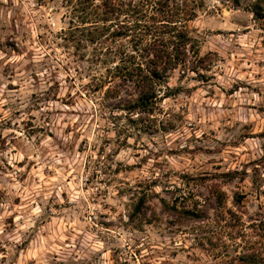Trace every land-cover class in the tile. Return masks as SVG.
Wrapping results in <instances>:
<instances>
[{
    "label": "rangeland",
    "instance_id": "obj_1",
    "mask_svg": "<svg viewBox=\"0 0 264 264\" xmlns=\"http://www.w3.org/2000/svg\"><path fill=\"white\" fill-rule=\"evenodd\" d=\"M198 1L207 61L137 127L62 67L61 1L0 0V264H228L264 241V21Z\"/></svg>",
    "mask_w": 264,
    "mask_h": 264
},
{
    "label": "trees",
    "instance_id": "obj_2",
    "mask_svg": "<svg viewBox=\"0 0 264 264\" xmlns=\"http://www.w3.org/2000/svg\"><path fill=\"white\" fill-rule=\"evenodd\" d=\"M58 1L65 7L67 19V26L56 35L67 56L62 67L68 76L73 68L74 76L88 78L83 88L94 97L101 94L100 112L109 111L108 119L118 118L112 112L122 110L137 127L144 125L145 117L156 120L162 100L173 94L166 84L172 73L178 68L184 73L199 72L207 61L190 34V22L202 5L198 0ZM247 1L254 18L264 21V0ZM106 99L116 103L109 107ZM134 115L142 117L135 119ZM126 131L123 127L120 133ZM217 199L223 205L225 193L218 192ZM243 199L244 194H237L236 203ZM146 201L145 196L139 198L133 215L141 212ZM172 207L184 217H204L187 206ZM250 243L228 264H264V241Z\"/></svg>",
    "mask_w": 264,
    "mask_h": 264
}]
</instances>
